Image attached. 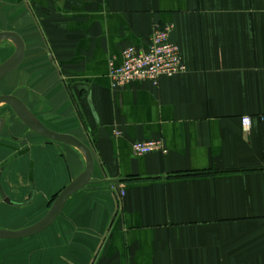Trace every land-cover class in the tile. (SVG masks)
<instances>
[{
    "label": "crops",
    "instance_id": "obj_1",
    "mask_svg": "<svg viewBox=\"0 0 264 264\" xmlns=\"http://www.w3.org/2000/svg\"><path fill=\"white\" fill-rule=\"evenodd\" d=\"M166 24L187 70L112 88L110 60ZM5 31L26 51L0 94L95 157L56 221L25 238L62 223L36 244L39 264H264V0H0ZM4 41L0 65L15 50ZM143 140L167 152L136 155ZM86 165L6 119L0 228L32 224Z\"/></svg>",
    "mask_w": 264,
    "mask_h": 264
},
{
    "label": "water",
    "instance_id": "obj_2",
    "mask_svg": "<svg viewBox=\"0 0 264 264\" xmlns=\"http://www.w3.org/2000/svg\"><path fill=\"white\" fill-rule=\"evenodd\" d=\"M4 40H11L15 44L14 53L0 65V80L8 74L16 70L25 59L26 46L23 38L14 31L0 32V43ZM7 104L11 111L33 132L55 142L66 143L80 149L87 160L84 171L79 174L72 182H70L57 196L55 203L39 223L20 230H11L0 228V238L4 239H25L37 235L49 228L62 212L68 198L79 188L87 184L92 176L95 157L92 149L82 140L74 135L56 132L42 123H40L33 114L25 107V105L15 96L11 94H0V104ZM5 119L0 118V134L5 126ZM5 202L14 206H25L26 203H17L10 200L4 194Z\"/></svg>",
    "mask_w": 264,
    "mask_h": 264
},
{
    "label": "built area",
    "instance_id": "obj_3",
    "mask_svg": "<svg viewBox=\"0 0 264 264\" xmlns=\"http://www.w3.org/2000/svg\"><path fill=\"white\" fill-rule=\"evenodd\" d=\"M172 24L154 27L148 46L137 48L128 46L122 52V62H109L111 87L122 88L132 82L150 81L157 83L161 76L173 77L187 70L183 62L179 45L172 42L170 36ZM242 124L245 130L251 127V118L244 116ZM136 155L142 156L156 151L167 152L160 140L137 141L132 146Z\"/></svg>",
    "mask_w": 264,
    "mask_h": 264
},
{
    "label": "rangeland",
    "instance_id": "obj_4",
    "mask_svg": "<svg viewBox=\"0 0 264 264\" xmlns=\"http://www.w3.org/2000/svg\"><path fill=\"white\" fill-rule=\"evenodd\" d=\"M4 44L5 48L12 49L11 45H13L14 49H16L13 41L6 40L4 41ZM0 118H4L6 123V119L16 120L17 116L11 111L10 107L7 104L1 103ZM59 193L50 200L47 210L43 213L41 212L40 217L37 220L35 219L32 224L27 227H31L44 219V217L48 214L53 204L55 203ZM61 225L62 223H55V225H53L50 229H48L41 235L30 239L14 240L0 238V264H39L37 259L39 252L36 244L38 245L39 241L46 240L49 234H57L56 231L62 229Z\"/></svg>",
    "mask_w": 264,
    "mask_h": 264
}]
</instances>
